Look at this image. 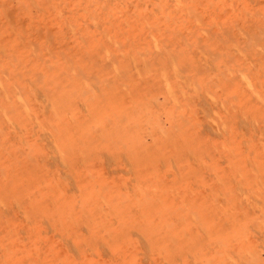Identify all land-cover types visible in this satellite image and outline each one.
I'll return each instance as SVG.
<instances>
[{"label": "rangeland", "instance_id": "1", "mask_svg": "<svg viewBox=\"0 0 264 264\" xmlns=\"http://www.w3.org/2000/svg\"><path fill=\"white\" fill-rule=\"evenodd\" d=\"M0 264H264V0H0Z\"/></svg>", "mask_w": 264, "mask_h": 264}, {"label": "bare ground", "instance_id": "2", "mask_svg": "<svg viewBox=\"0 0 264 264\" xmlns=\"http://www.w3.org/2000/svg\"><path fill=\"white\" fill-rule=\"evenodd\" d=\"M34 7H35V6H34ZM104 83H105V82H104ZM136 84H137V83H136ZM135 89H136V88H135ZM91 90H92V89H91ZM91 90H90V91H91ZM92 91H93V90H92ZM133 92H134V91H133ZM133 92L131 91V94H132ZM93 94H94V93H93ZM127 94H128V93H127ZM113 95H114V94H113ZM118 95H119V94H118ZM128 95H129V94H128ZM109 97H110V99H112V97H113V98H114V97H117V94L114 95V96L110 95ZM114 99H116V98H114ZM204 106H206V105L203 103V107H204ZM112 156H113L112 154H109V157H110L111 160H112L113 158H115V156H114L113 158H112ZM114 160H115V159H114Z\"/></svg>", "mask_w": 264, "mask_h": 264}]
</instances>
